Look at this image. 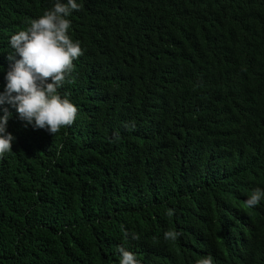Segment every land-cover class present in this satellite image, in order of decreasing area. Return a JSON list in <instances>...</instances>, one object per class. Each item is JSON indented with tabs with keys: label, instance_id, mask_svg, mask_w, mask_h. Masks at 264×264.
I'll list each match as a JSON object with an SVG mask.
<instances>
[{
	"label": "trees",
	"instance_id": "16d2710c",
	"mask_svg": "<svg viewBox=\"0 0 264 264\" xmlns=\"http://www.w3.org/2000/svg\"><path fill=\"white\" fill-rule=\"evenodd\" d=\"M55 2L0 0V92L11 35ZM76 2L74 123L51 135L3 105L0 264H119L120 246L264 264V199L245 205L264 191V0Z\"/></svg>",
	"mask_w": 264,
	"mask_h": 264
},
{
	"label": "clouds",
	"instance_id": "9594fccd",
	"mask_svg": "<svg viewBox=\"0 0 264 264\" xmlns=\"http://www.w3.org/2000/svg\"><path fill=\"white\" fill-rule=\"evenodd\" d=\"M79 10L76 0H56L51 9L30 19L25 29L11 35L12 52L7 55L10 66L4 77L7 83L0 92V112L3 113L0 115V157L12 151L14 140L6 130L12 114L3 107L5 104L15 109L25 126L46 130L51 135L74 123L78 109L59 89L73 72V62L83 55L80 42L69 35L71 21L68 17ZM124 126L127 128L129 124ZM131 127L134 128V123ZM118 139L119 135L115 134L112 142ZM262 199L264 191L256 188L245 205L255 207ZM168 214H173V210ZM128 235L125 231L124 236ZM178 236L179 233L172 231L164 234L166 240H175ZM117 251L119 264H139L125 247L120 246ZM196 264H213V258H201Z\"/></svg>",
	"mask_w": 264,
	"mask_h": 264
}]
</instances>
